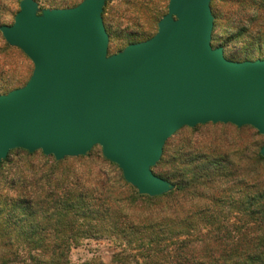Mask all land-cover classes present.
<instances>
[{
  "label": "water",
  "instance_id": "1",
  "mask_svg": "<svg viewBox=\"0 0 264 264\" xmlns=\"http://www.w3.org/2000/svg\"><path fill=\"white\" fill-rule=\"evenodd\" d=\"M211 1L168 0L151 37L109 53L105 0H19L0 33L33 68L0 94V161L17 148L59 161L97 145L139 194L158 196L174 185L152 168L181 128L251 126L264 137V59L231 60L212 45Z\"/></svg>",
  "mask_w": 264,
  "mask_h": 264
},
{
  "label": "trees",
  "instance_id": "2",
  "mask_svg": "<svg viewBox=\"0 0 264 264\" xmlns=\"http://www.w3.org/2000/svg\"><path fill=\"white\" fill-rule=\"evenodd\" d=\"M80 1L51 8L71 7ZM109 1L105 0L103 22ZM215 1V11H221L226 1L233 10L235 6L237 28L253 34L259 45L264 43V0ZM123 3L130 4L129 0ZM148 38L132 39L127 44ZM0 40V71L7 68L8 55L27 58L20 49L7 44L1 33ZM198 126L191 128L192 134L183 137L177 149L171 140L181 129L166 141L152 170L174 188L158 196L139 194L101 152L98 156L110 169L90 170L95 146L87 156L71 157L89 160L82 171H59L69 157L57 161L41 151L36 169L35 163L27 160L34 152L11 150L0 167L12 163V152L23 153L26 164L6 181L11 195L0 191V264H67V253L77 236L91 233L107 234L119 244L111 264H264V157L260 148L250 156L248 165L242 158L231 157L236 151L229 155L217 146L208 151L210 156L196 146ZM251 175L252 183L246 184ZM226 181L251 189L252 193L242 196L249 207L242 200L228 199V208H221L223 194L231 189L219 187ZM208 187L211 189L206 191ZM194 240H200V245L195 246Z\"/></svg>",
  "mask_w": 264,
  "mask_h": 264
},
{
  "label": "rangeland",
  "instance_id": "3",
  "mask_svg": "<svg viewBox=\"0 0 264 264\" xmlns=\"http://www.w3.org/2000/svg\"><path fill=\"white\" fill-rule=\"evenodd\" d=\"M36 1L42 8H51L52 5L59 6L63 2H71V4L77 2V0ZM129 2L130 4H125L123 0H110L107 3L106 12L104 13V25L109 35V53H114L124 47L129 40L144 39L152 36L157 29V20L167 12L168 0H129ZM215 2V0L212 2V8L214 9L212 45L222 46L224 55L231 60L264 58V43L259 45L258 42H255L254 37H251L253 34L242 29L239 30L236 23H234V19L238 17L235 6L233 10L231 3L226 1L221 7V11H215ZM18 9V0H0V24H11ZM2 57L3 55L0 54V62ZM6 59L8 66L5 71H0V92L22 85L28 79L33 68V64L28 58H17L16 55L12 54L8 55ZM191 134L190 127L181 128L180 132L171 140L172 146L176 145L174 149H177V145L182 144L183 137H189ZM194 138H196V146L202 147L210 156L212 155L208 151L217 146L222 153H229V155L236 151V155L231 157L233 159L242 158L241 160L245 165H248L250 156L260 148L264 141V137L260 134L257 135L254 128L250 126L238 128L232 124L222 123H206L198 126L197 131L194 133ZM172 146L170 147L171 150L173 149ZM100 150L99 146H95L92 149L91 163L89 164L91 166L89 169L92 171L100 167L110 169L109 165L100 159ZM40 158V152L36 151L27 160L35 163L37 169V165L40 164ZM9 159L12 163L4 164L0 167V191L11 195L6 181L18 173V170L21 169L18 167L25 163L26 158L21 152H12ZM88 161L87 159L66 158L59 171H82L86 168L84 166ZM116 172L118 174V171ZM252 176L247 177L248 181L246 184L252 183L250 179ZM226 182L219 185L221 188L223 186L231 188L229 193L223 194L225 195V200L220 204L221 208H228V199L242 200V202L244 201V206L249 207L251 204L246 198L243 199L242 196L252 193L251 189L246 188L244 190L238 183L232 185L230 181ZM2 188L3 190H1ZM210 189L211 187H208L206 191ZM247 189L249 190L247 191ZM206 205L211 206L212 204L206 202ZM27 220L29 221L30 219ZM19 237L23 238V235L19 234ZM198 241L194 240L195 246L200 245L201 241ZM74 242L76 244L72 245L67 253V264H89L94 261L111 264L114 255L119 251V244L112 236L107 234H80Z\"/></svg>",
  "mask_w": 264,
  "mask_h": 264
}]
</instances>
